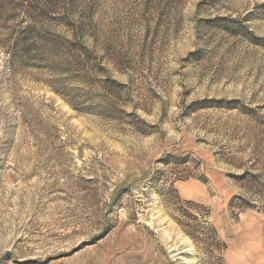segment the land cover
I'll list each match as a JSON object with an SVG mask.
<instances>
[{
	"label": "rangeland",
	"instance_id": "rangeland-1",
	"mask_svg": "<svg viewBox=\"0 0 264 264\" xmlns=\"http://www.w3.org/2000/svg\"><path fill=\"white\" fill-rule=\"evenodd\" d=\"M0 264H264V0H0Z\"/></svg>",
	"mask_w": 264,
	"mask_h": 264
}]
</instances>
